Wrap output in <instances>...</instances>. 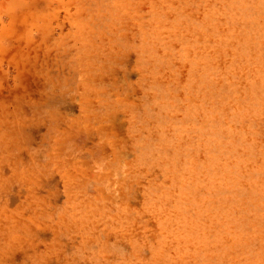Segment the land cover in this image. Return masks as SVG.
<instances>
[{
    "label": "rangeland",
    "instance_id": "rangeland-1",
    "mask_svg": "<svg viewBox=\"0 0 264 264\" xmlns=\"http://www.w3.org/2000/svg\"><path fill=\"white\" fill-rule=\"evenodd\" d=\"M0 264H264V0H0Z\"/></svg>",
    "mask_w": 264,
    "mask_h": 264
}]
</instances>
